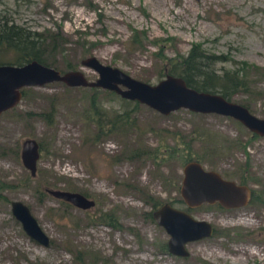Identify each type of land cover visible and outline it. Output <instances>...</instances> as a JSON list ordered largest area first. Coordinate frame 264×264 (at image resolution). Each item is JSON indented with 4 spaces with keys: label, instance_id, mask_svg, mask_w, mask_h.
Segmentation results:
<instances>
[{
    "label": "rangeland",
    "instance_id": "1",
    "mask_svg": "<svg viewBox=\"0 0 264 264\" xmlns=\"http://www.w3.org/2000/svg\"><path fill=\"white\" fill-rule=\"evenodd\" d=\"M135 32L144 35L140 43L130 40ZM50 34L64 41L59 49H50ZM0 39L10 46L0 53L6 59L22 52L65 71L79 69L82 58L94 55L148 83L163 78L167 57L186 54L199 43L207 53L227 58L212 65L218 73L245 68L249 88L231 100L264 115V0H0ZM80 69L90 80L97 77L89 68ZM23 90L19 103L0 115V264H264V193L262 201L230 211H219L215 203L190 208L214 231L186 242L187 256L167 254L161 245L168 234L146 212L154 200L180 198L181 157L160 166L142 157L115 159L137 143L156 146L158 138L148 128L193 131L190 152L205 168L234 179L243 172L258 190L264 185V136H253L231 117L183 108L162 115L141 104L132 116L142 135L112 131L84 144L80 115L90 96L96 94L108 110L127 105L104 89L94 93L61 82ZM52 103L49 124L44 113ZM28 137L41 147L37 174L29 180L19 157L21 141ZM46 188L85 192L95 205L62 204ZM12 200L29 207L49 236L48 246L23 231L11 213ZM181 203L176 205L185 207ZM99 211H113L121 228L99 222ZM76 251L82 261L75 259Z\"/></svg>",
    "mask_w": 264,
    "mask_h": 264
},
{
    "label": "water",
    "instance_id": "2",
    "mask_svg": "<svg viewBox=\"0 0 264 264\" xmlns=\"http://www.w3.org/2000/svg\"><path fill=\"white\" fill-rule=\"evenodd\" d=\"M82 67L93 70L97 77L88 79L80 69ZM80 68L61 71L36 59L20 64H0V115L19 103L24 87L61 82L68 87H96L113 91L122 98L135 100L162 115L183 108L197 113L231 117L251 133L264 136V115L257 116L245 105L227 99L220 93L194 89L179 76L166 74L156 83H148L132 77L118 67L102 63L94 55L82 58ZM39 156V143L36 139L28 137L21 141L19 157L32 177L36 174ZM45 191L79 209L95 205L93 199L78 191L54 188H46ZM178 193L187 208L216 202L225 208H238L247 205L251 198V189L247 184L224 178L218 171L205 168L195 159L182 165ZM10 207L23 231L39 244L48 246L49 236L29 207L19 200H12ZM151 217L168 234V252L181 257L188 255L186 242L208 237L214 230L206 220L197 219L186 209L169 202H163L154 209Z\"/></svg>",
    "mask_w": 264,
    "mask_h": 264
},
{
    "label": "trees",
    "instance_id": "3",
    "mask_svg": "<svg viewBox=\"0 0 264 264\" xmlns=\"http://www.w3.org/2000/svg\"><path fill=\"white\" fill-rule=\"evenodd\" d=\"M56 35L50 34L48 36L47 43L50 44L51 50H57L63 44L62 42L56 41ZM144 37L138 36V32L133 33L131 35V42L140 43L141 38ZM10 49V46L6 43L5 40L0 39V53L6 52ZM33 58L32 56L17 52L15 57L12 59H6L0 56V64L5 63H13L20 64L25 61H29ZM227 58L222 55H214L207 53L204 49L201 48L199 43H194L188 50L186 54H177L174 57H167L166 66L162 68L161 77H164L166 74L179 76L184 79L186 84L194 89L201 91H209V92H217L226 97L227 99H231L232 95L237 93L238 91H247L250 85V80L247 78L246 70L244 67L236 68L232 71L223 70L221 73H218L214 68L213 64L218 61H225ZM38 60V59H36ZM46 65L45 61L38 60ZM71 69H76L70 66ZM160 71V72H161ZM66 86V85H65ZM68 87V86H67ZM82 89L88 87H80ZM24 89V88H23ZM89 89L98 92L100 88L91 87ZM107 94L111 95L114 98H118L121 102H124V105H127L125 108H121V110H108L105 109L95 98L93 94L90 96L88 100V104L85 108L82 109L80 117L83 119L85 123V136L83 137L84 144H92L97 142L102 136H105L112 131H120L122 134L126 133L128 130H136V135L140 136L143 134V129L137 123L136 118L132 116V113L136 111L141 103L135 100H128L120 97L113 91L106 90ZM23 92H25L23 90ZM53 103L50 105V109L48 112L44 113V118L47 123L51 124L53 119ZM192 112V111H191ZM90 125V127H89ZM154 135L158 138L159 143L156 146H145L140 143H137L136 146L129 149L128 151H122V153L116 156V160L118 161L120 158L130 157V158H144L151 160L154 165L160 166L168 159L174 157H181L183 164L191 159H195L200 161L198 158L191 155L190 152V143L195 139L194 133H190L189 135L182 134L177 131H170L167 128L160 129H152ZM192 134V135H191ZM196 134H201L198 131ZM204 134L210 138V135L206 132ZM202 135V134H201ZM253 136H257L253 134ZM172 138L173 144L168 145L165 144V139ZM41 147L39 146V149ZM181 149L183 150L182 153ZM180 152V153H179ZM16 156H18V152L15 151ZM37 174V170H36ZM35 174V176H36ZM33 176V177H35ZM32 176L28 174L26 179H30ZM238 178L241 182H246V177H244L243 172L238 175ZM174 181V180H173ZM172 181V182H173ZM175 184V181L173 182ZM264 186V185H262ZM258 190H254L253 196L251 198V202L253 201H262L260 199L261 194L264 193V187ZM84 195L87 194L84 192ZM264 197V196H263ZM62 204H70L63 200H60ZM168 201L173 204L176 202H182L181 199H168ZM161 202L152 201L151 206L156 207ZM183 203V202H182ZM96 218L102 224L108 225L113 229H120L121 224L118 219V216L113 211H99ZM146 216L151 218V212H146ZM95 219V217H94ZM162 251L166 250V244L163 243L161 245ZM81 251H76L74 257L77 261H82Z\"/></svg>",
    "mask_w": 264,
    "mask_h": 264
},
{
    "label": "flooded vegetation",
    "instance_id": "4",
    "mask_svg": "<svg viewBox=\"0 0 264 264\" xmlns=\"http://www.w3.org/2000/svg\"><path fill=\"white\" fill-rule=\"evenodd\" d=\"M105 90V89H104ZM22 94H23V91H22ZM220 173V172H219ZM221 175H222V177H224V178H227V179H233V180H235L236 182H238V183H242V184H247L249 187H250V185L248 184V182H247V180H246V182H241L240 180H239V178L238 179H234V178H231V177H229V176H227V175H224L223 173H220ZM250 189H251V198H252V196H253V192H254V190H253V188L252 187H250ZM251 198H250V201H249V203H251ZM179 199H181V198H179ZM182 201V200H181ZM164 202H169V201H164ZM163 202H161L159 205H157L156 207H152L151 206V213H152V211L154 210V209H156L157 207H159L161 204H162ZM170 203V202H169ZM171 204V203H170ZM182 204V203H181ZM184 204V203H183ZM171 205H173V206H176V207H179V206H177L176 205V203H173V204H171ZM215 206L219 209V211L221 210V211H230V210H232V209H234V208H225V207H223V206H221L219 203H215ZM179 208H183V209H186L189 213H190V208H187L186 206L185 207H179ZM239 208V207H238ZM152 218V217H151ZM213 229H214V227H213ZM214 231V230H213ZM165 244H166V250H164V253H169L168 252V248H167V240H166V242H165ZM171 254V253H170Z\"/></svg>",
    "mask_w": 264,
    "mask_h": 264
}]
</instances>
